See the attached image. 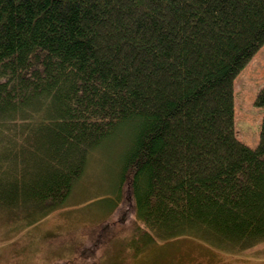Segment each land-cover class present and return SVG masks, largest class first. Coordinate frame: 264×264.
Segmentation results:
<instances>
[{
	"label": "trees",
	"instance_id": "1",
	"mask_svg": "<svg viewBox=\"0 0 264 264\" xmlns=\"http://www.w3.org/2000/svg\"><path fill=\"white\" fill-rule=\"evenodd\" d=\"M263 42L264 0H0L1 224L64 205L115 141L113 206L128 186L137 246L264 243V114L254 147L233 123V79ZM84 237L48 264H99Z\"/></svg>",
	"mask_w": 264,
	"mask_h": 264
},
{
	"label": "rangeland",
	"instance_id": "2",
	"mask_svg": "<svg viewBox=\"0 0 264 264\" xmlns=\"http://www.w3.org/2000/svg\"><path fill=\"white\" fill-rule=\"evenodd\" d=\"M262 86L264 42L233 79L234 132L251 147L259 140L264 114V108L255 105ZM121 154L115 141L91 154L65 204L37 223L26 227L3 226L0 222V264H48L57 257L72 258L70 243L86 244V232L89 245L85 248H94L99 264H264V243L244 252L222 251L192 237L137 246L128 186L124 187L121 201L113 206L112 189ZM76 255L74 263H81V256Z\"/></svg>",
	"mask_w": 264,
	"mask_h": 264
}]
</instances>
